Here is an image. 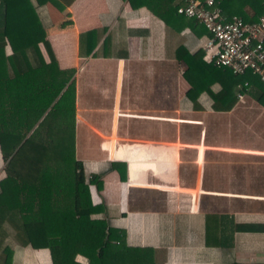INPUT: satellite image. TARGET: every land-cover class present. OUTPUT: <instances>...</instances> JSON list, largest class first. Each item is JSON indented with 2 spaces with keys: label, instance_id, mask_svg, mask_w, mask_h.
Instances as JSON below:
<instances>
[{
  "label": "crops",
  "instance_id": "1",
  "mask_svg": "<svg viewBox=\"0 0 264 264\" xmlns=\"http://www.w3.org/2000/svg\"><path fill=\"white\" fill-rule=\"evenodd\" d=\"M50 3L67 8L72 21L64 34L67 40L70 36L64 47L70 50L68 60H62L58 40L47 35L59 68L72 69L79 63L84 68L89 63L87 70L97 66L111 73L83 81L82 123L96 134L94 144L88 146H99V152L94 149L84 157L74 134V156L82 161L85 176L96 173L103 183L102 189L88 186L90 202L99 209L90 217L103 218L108 227L123 230L127 244L153 247L158 264H226L232 260L264 264V188L252 187L250 182L264 180V106L250 94V85L239 86L229 110L214 104L204 91L189 99L186 92L191 84L183 76L187 66L175 58L176 48L183 45L190 53L201 50V60L208 63L203 49L208 32L198 35L189 27L177 32L148 10L143 0H73L70 5L50 0L41 8L44 14ZM245 10L253 14L252 8ZM104 27L98 39L97 31ZM87 30L93 34V50L79 58L78 36ZM105 37L107 54L97 56ZM156 41L160 45L155 47ZM117 51L127 56H114ZM10 54L8 45L0 49L1 65H6ZM201 60L192 67L197 77L196 70L205 69ZM74 78L76 92L80 81ZM174 86L177 98L168 91ZM164 87L168 94L159 93ZM210 88L217 92L220 85L213 82ZM156 101L179 107L177 126L152 120L163 115L156 113ZM170 130L175 139L169 138L173 136ZM153 133L157 136L152 137ZM81 146L86 147L84 141ZM112 160L119 167L125 163L123 178L109 167ZM53 164L45 160L42 171ZM66 164L74 170L73 162ZM3 166L0 152V171ZM170 174L175 182L169 180ZM109 178L124 183L110 187L111 199L106 204ZM43 219L48 246L23 248L13 264H88L103 241L101 226H85L63 258L66 212L47 211Z\"/></svg>",
  "mask_w": 264,
  "mask_h": 264
},
{
  "label": "trees",
  "instance_id": "2",
  "mask_svg": "<svg viewBox=\"0 0 264 264\" xmlns=\"http://www.w3.org/2000/svg\"><path fill=\"white\" fill-rule=\"evenodd\" d=\"M60 1L70 5L73 0ZM214 1L225 13L235 14L246 22L255 21L264 12L263 0ZM49 2L0 0V49L7 45L11 49L6 65L0 64V152L4 162L0 171V264H13L14 256L23 248L48 246V232L43 219V213L47 211L66 212L63 258L70 254L85 226L98 225L103 228V241L88 264H158L153 247L127 244L123 240V230L108 227L107 220L103 218L90 217L99 209L90 202L88 186L102 189L103 183L96 173L86 179L82 161L74 156L73 81H70L71 76H64L66 70L59 68L47 38L45 19L48 13L44 14L41 8ZM143 2L165 25L177 32L187 27L198 35L207 32L195 19H185L176 13L180 1ZM246 6L253 9L251 16L246 12ZM24 29H29L33 35L35 43L32 46L26 41ZM105 31V27L99 29L97 38L100 39ZM106 42L105 37L101 43L102 50L96 52L97 56L107 54L104 51ZM38 43L44 47L49 59L47 62ZM92 50V31L79 33V58L89 56ZM202 55L201 50L190 53L183 45L175 50V58L187 66L184 76L191 84L186 92L189 99L194 100L204 91L214 104H221L229 110L237 100L239 86L246 82L251 87L250 94L264 106V83L257 75L250 71L234 74L228 67H217L211 61L205 63L201 60ZM114 56H127V53L117 51ZM198 59L208 71L197 77L192 67ZM213 82L220 85L217 92L210 88ZM58 95V100L67 97L68 104L57 108L54 118L47 120V113H44ZM39 128L40 133H36ZM54 147L57 151L53 154ZM45 160L71 161L74 170L71 174L43 172ZM123 164L117 166L121 178L125 175ZM123 183L109 178L106 204L111 199L110 187L114 184L122 187ZM226 264L239 263L232 260Z\"/></svg>",
  "mask_w": 264,
  "mask_h": 264
},
{
  "label": "rangeland",
  "instance_id": "3",
  "mask_svg": "<svg viewBox=\"0 0 264 264\" xmlns=\"http://www.w3.org/2000/svg\"><path fill=\"white\" fill-rule=\"evenodd\" d=\"M47 13H48L47 19H45V21H46L45 25L47 26L46 33L48 36L50 35L51 37H54L55 39L58 40L57 42H58V46H59L60 56H61L62 60H64V61L68 60L69 56H70L69 55L70 50L69 49L66 50L64 47H67L66 44H67V41H69L70 36L67 37L68 38V40H67V39H65L66 36L64 34L67 33L68 29H71L72 21H71L70 11L67 10V8H64V6H62L59 3H57V4H53V3L51 4L50 3L47 6ZM24 35H25V38H26L28 45L32 46L35 43V40L33 39V35L31 33V31L29 29H24ZM140 44H141L140 41L136 42L137 48H139ZM158 45H160V42L156 41L154 46L156 47ZM38 46L41 47L40 50H42L41 52L45 55V59L48 61L49 59H48V56L44 50L43 45L41 43L40 44L38 43ZM31 51L32 50L30 49V56L32 57L33 63H35V60L33 59L34 56H33V53H31ZM91 59H95L94 55L91 56ZM87 65H85L83 68L81 63H79V64H77V66H75V68H72V69L62 68L64 70H66V74L64 76H67V77L71 76L70 81L71 80L73 81L72 84H73L74 96H75V98H77L76 103H74L75 105H74V109H73L74 121H75V133L74 134H75L76 139H79L78 140L79 143L76 145L78 147V151H79V153H82L84 157H87L88 154H91L94 151V149L97 150V152H99L100 148H99V146H98V148H95V147L92 148V147L88 146V143L94 144V140L96 139V134L92 133L91 131H87L85 123L84 124L82 123L83 122L82 121V118H83L82 108L84 106V103L82 102V96L84 94L83 81H85L88 78V76L89 77L92 76V78L94 80V78L97 76H102L103 74L104 75L105 74H111V73H104V72H106L105 69H103L102 67L97 68V66L91 67L87 70ZM2 70H3V67H2ZM107 70L110 71L111 69L108 68ZM127 70L129 72L128 68H127ZM144 70H145L144 68L140 69V71H142V74L144 73ZM133 71H135L137 73L138 69H133ZM207 71L208 70L206 68L205 69L201 68L200 71L196 70V72L199 75H202V74L206 73ZM77 74H78V76H77ZM112 74L114 75V73H112ZM75 75H76V79L79 78V81H80L78 87L76 88V92H75V86H77V82L75 81V78H74ZM212 75H214V74L212 73ZM183 76H184V74H183ZM160 87H161V85H159V89H160ZM175 90L178 91V89L175 86H174V90L171 89V87L168 89L170 95H172L173 98L178 97L177 92H175ZM159 93H161L163 95L165 93L168 94L166 87L161 88ZM58 98H59V95L56 97L54 102L47 108L46 112L44 113V115L47 113L46 117H45L47 120H51L54 118V113H55V110H57V108H59V107L62 108L64 106V104H65V106H67V104H68V100L66 101L67 97H63V99H61V100L60 99L58 100ZM55 102H57V103L54 104ZM153 107H154V109H156V113H158L159 115L163 114L159 118L155 116V118L152 119L153 121L159 122V123H163V122L168 123L170 126H174V125L177 126L178 123L180 122L179 121L180 113L176 111V109L179 108L177 105L169 104L167 106V102H162V101L157 102L156 101L154 103ZM91 121L94 122L92 119H91ZM169 129H172V128H169ZM155 130L158 131L157 128H155ZM40 131H41V129L39 128L36 133H40ZM159 131H160V129H159ZM173 131L174 130H170V133L173 135V136H171V135L169 136L170 139H175ZM158 134L161 135V133H158ZM156 136H157V133L152 134V137H156ZM82 141H84L86 147L81 146ZM124 142H127V141H124ZM138 144H142V143H138ZM120 146H121V144L116 142V147L119 148ZM77 147L75 148V150L77 149ZM56 151H57V147H54L53 148V154L56 153ZM48 161H50L52 163L55 162V164L51 165L48 168H45L43 171L46 170L47 172H50V173H61V174H65V173L71 174V172L73 171L70 168V165L66 164L67 161H63L64 163H61L57 160H48ZM115 162L116 161L112 160L111 165H109V167L112 170L118 171L119 168L117 167L118 165L115 166ZM123 165H125V163ZM124 167H125L124 168V170H125L126 165ZM87 178H88V176H86V179ZM169 180L175 182L176 178L175 177L173 178L172 174H170ZM250 182H251L252 187H258L260 185V186H263V188H264V180H260V181L259 180H253ZM219 183H221V181H219ZM148 197H150V195H148Z\"/></svg>",
  "mask_w": 264,
  "mask_h": 264
},
{
  "label": "built area",
  "instance_id": "4",
  "mask_svg": "<svg viewBox=\"0 0 264 264\" xmlns=\"http://www.w3.org/2000/svg\"><path fill=\"white\" fill-rule=\"evenodd\" d=\"M179 1L176 13L195 19L207 30L203 49L213 65L228 67L234 74L250 71L264 83V12L255 21L246 22L225 13L214 0Z\"/></svg>",
  "mask_w": 264,
  "mask_h": 264
}]
</instances>
